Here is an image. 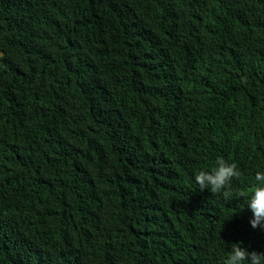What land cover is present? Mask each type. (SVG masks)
I'll use <instances>...</instances> for the list:
<instances>
[{
  "label": "trees",
  "instance_id": "1",
  "mask_svg": "<svg viewBox=\"0 0 264 264\" xmlns=\"http://www.w3.org/2000/svg\"><path fill=\"white\" fill-rule=\"evenodd\" d=\"M258 171L264 0H0V264L264 253Z\"/></svg>",
  "mask_w": 264,
  "mask_h": 264
},
{
  "label": "clouds",
  "instance_id": "2",
  "mask_svg": "<svg viewBox=\"0 0 264 264\" xmlns=\"http://www.w3.org/2000/svg\"><path fill=\"white\" fill-rule=\"evenodd\" d=\"M241 175L236 163H228L223 158H218L216 166L211 171H200L195 176V181L201 191L209 189L211 193H221L230 199L243 197L234 196L229 190L230 181ZM255 186L251 189V197L248 200V207L253 213L250 224L253 229H264V172H257L255 175ZM225 264H264V253L256 251L249 252L247 248L240 246V243L232 244L231 252Z\"/></svg>",
  "mask_w": 264,
  "mask_h": 264
}]
</instances>
